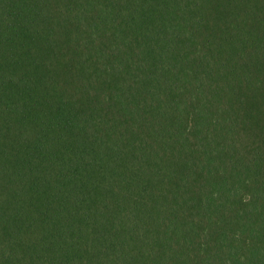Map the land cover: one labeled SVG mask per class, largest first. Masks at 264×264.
<instances>
[{
  "label": "trees",
  "instance_id": "obj_1",
  "mask_svg": "<svg viewBox=\"0 0 264 264\" xmlns=\"http://www.w3.org/2000/svg\"><path fill=\"white\" fill-rule=\"evenodd\" d=\"M0 264H264V0H0Z\"/></svg>",
  "mask_w": 264,
  "mask_h": 264
}]
</instances>
